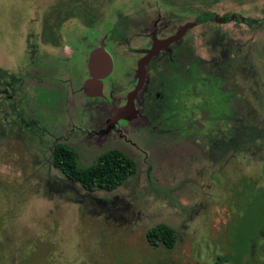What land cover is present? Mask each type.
<instances>
[{
  "label": "rangeland",
  "instance_id": "rangeland-1",
  "mask_svg": "<svg viewBox=\"0 0 264 264\" xmlns=\"http://www.w3.org/2000/svg\"><path fill=\"white\" fill-rule=\"evenodd\" d=\"M0 264H264V0H0Z\"/></svg>",
  "mask_w": 264,
  "mask_h": 264
},
{
  "label": "trees",
  "instance_id": "trees-1",
  "mask_svg": "<svg viewBox=\"0 0 264 264\" xmlns=\"http://www.w3.org/2000/svg\"><path fill=\"white\" fill-rule=\"evenodd\" d=\"M189 114L187 137L195 138L198 122L196 119H192L193 111ZM50 163L66 179L77 183L87 191L115 189L135 172L134 161L117 148L102 151L87 166H78L76 152L63 142H57L53 145ZM175 237L174 229L165 223H157L145 232L146 241L151 246L161 244L166 248H171L174 245Z\"/></svg>",
  "mask_w": 264,
  "mask_h": 264
},
{
  "label": "flooded vegetation",
  "instance_id": "flooded-vegetation-1",
  "mask_svg": "<svg viewBox=\"0 0 264 264\" xmlns=\"http://www.w3.org/2000/svg\"><path fill=\"white\" fill-rule=\"evenodd\" d=\"M169 58L171 57V56H168ZM185 62V64L184 65H182V63L181 62H178L179 63V65H180V67H182L183 69H184V67L186 68V70H187V67H186V61H184ZM141 64V62L139 63V65ZM120 69V68H119ZM120 70H123V68H121ZM158 92H156V91H154V93L153 94H156L157 95V97H158V94H157ZM145 100V99H144ZM105 118V112H103L101 109H97V111H96V114H95V116H94V120H98L99 122L101 121V120H103L104 118Z\"/></svg>",
  "mask_w": 264,
  "mask_h": 264
}]
</instances>
